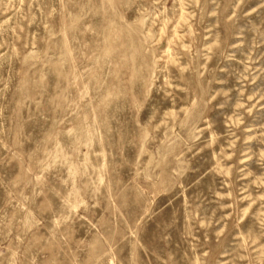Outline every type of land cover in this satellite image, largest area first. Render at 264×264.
Returning <instances> with one entry per match:
<instances>
[{
  "label": "rangeland",
  "instance_id": "rangeland-1",
  "mask_svg": "<svg viewBox=\"0 0 264 264\" xmlns=\"http://www.w3.org/2000/svg\"><path fill=\"white\" fill-rule=\"evenodd\" d=\"M0 264H264V0H0Z\"/></svg>",
  "mask_w": 264,
  "mask_h": 264
}]
</instances>
